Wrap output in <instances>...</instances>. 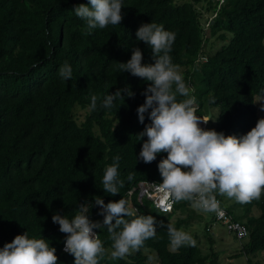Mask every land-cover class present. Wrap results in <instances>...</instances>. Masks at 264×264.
Returning <instances> with one entry per match:
<instances>
[{"label":"trees","instance_id":"obj_1","mask_svg":"<svg viewBox=\"0 0 264 264\" xmlns=\"http://www.w3.org/2000/svg\"><path fill=\"white\" fill-rule=\"evenodd\" d=\"M88 2L0 0V248L28 232L56 248L58 264H74V256L62 250L66 234L53 223L54 214L71 219L80 204L92 203L89 218L102 224L95 199L128 200L140 182H162L158 164L167 154L147 164L139 159L147 137L137 136L150 120L145 114L141 124L137 108L149 82L118 67L135 47L142 50L143 63L155 62L150 47L136 39L141 24H163L176 33L170 55L194 90L196 114L211 111L208 130L245 135L260 119L255 98L264 99V0H123L120 25L86 34V21L73 8ZM206 13L214 18L205 20ZM212 39L222 45L208 53ZM65 62L73 68L71 80L59 76ZM126 87L134 97L122 93L124 100L102 107L106 95ZM92 95L98 98L95 110ZM79 110L85 112L81 120ZM117 155L124 187L111 195L103 190L102 177ZM130 200L137 214L156 218V237L125 259L113 260L112 241L102 225L94 229L106 249L99 264H147L150 256L159 264H217L216 255H203L197 243L171 250L168 225L187 226L173 217L188 212L191 202H175L173 212L163 214L150 200L138 201L137 192ZM234 206L241 210L237 216L233 206L224 208L249 231L241 253L247 264H261L253 259L264 254V192L259 200ZM254 208L260 211L256 217ZM196 219L202 224L201 215ZM205 235L211 244L210 234Z\"/></svg>","mask_w":264,"mask_h":264},{"label":"clouds","instance_id":"obj_2","mask_svg":"<svg viewBox=\"0 0 264 264\" xmlns=\"http://www.w3.org/2000/svg\"><path fill=\"white\" fill-rule=\"evenodd\" d=\"M123 0H89L73 8L77 17L86 21L87 33L120 25L123 20ZM137 41H143L152 51L154 63H143L139 47L132 50L126 63H118L121 72H129L149 82L142 95L145 101L137 108L141 124L147 114L150 123L137 136L147 137L143 142L139 159L144 163L160 160L158 170L162 182L158 185L165 201L175 203L189 201L198 210L215 213L222 217L224 211L217 195L248 204L261 199L264 192V118L258 119L255 127L245 135H225L216 130L200 127L203 121L196 113L199 109L194 90L186 83L180 66L174 64L170 53L176 33L165 30L163 24L143 23L136 32ZM73 68L65 62L59 68L63 80H71ZM135 93L129 88L117 89L104 97L102 107L111 109L114 101L124 100ZM97 96H91V110L97 106ZM264 111V103L261 104ZM212 117V116H211ZM120 157L106 167L102 177L103 190L111 195L124 187L119 172ZM134 173L127 175L132 181ZM103 222L89 218L93 204H80L74 217L54 214L53 223L66 234L63 252L74 256V264H99L106 249L100 235L94 231L107 227L111 244V258L125 259L144 246L145 241L157 234V220L152 215H139L128 200L121 198L107 204L95 199ZM222 207H224L222 205ZM171 250L196 246V240L184 230L168 225ZM56 248L45 238L29 237L28 232L16 235L10 243L0 248V264H58Z\"/></svg>","mask_w":264,"mask_h":264},{"label":"rangeland","instance_id":"obj_3","mask_svg":"<svg viewBox=\"0 0 264 264\" xmlns=\"http://www.w3.org/2000/svg\"><path fill=\"white\" fill-rule=\"evenodd\" d=\"M213 18L214 15L208 13H206V15L204 16V19H209V21ZM221 45L222 44L215 39L210 40L207 46L208 53H212L218 50ZM262 103H264L263 98H255V104L258 109L259 118H264V111L260 110ZM84 114V110H79V120L82 119ZM222 199V203L226 209L227 207L233 206L234 215L237 216L240 214V208L234 206V199L227 198L226 196H222ZM128 201L131 204L130 199H128ZM131 206L133 207L132 204ZM259 213L260 211L254 208L251 212V215L256 217L259 215ZM197 215H201L203 217L202 224L198 222V219H196ZM190 216H192V218H190ZM177 217L187 221V226L182 227L180 230H184L193 236L203 255H206L211 259H214L213 255H216L217 264H247L245 256H243V254L241 253L240 243H238L231 234H228L223 226L215 223L212 220L210 213L200 212L198 209L191 206L188 212H185L183 214L178 213V215L173 217V220ZM205 224L210 225L211 228L207 230V228H204ZM205 233L210 234L213 240L211 244L208 242L209 238L207 235H205ZM144 254L147 255L148 251L144 250ZM253 261H259L261 264H264V254L258 255L255 259H253ZM147 264L159 263L154 256H150V260L147 262Z\"/></svg>","mask_w":264,"mask_h":264},{"label":"built area","instance_id":"obj_4","mask_svg":"<svg viewBox=\"0 0 264 264\" xmlns=\"http://www.w3.org/2000/svg\"><path fill=\"white\" fill-rule=\"evenodd\" d=\"M202 119H208L206 116H199ZM209 122V120H208ZM208 122L204 123L203 121L200 123V127L204 128L205 130H208ZM159 184L153 183V182H140L137 186V189H132L129 192V197L134 193L137 192L138 201H141L142 199H148L150 200L153 205L163 214H171L173 212V206L174 203H169L165 201L164 194L160 191V188L158 187ZM217 199L220 201V199L217 197ZM131 201V200H130ZM221 202V201H220ZM132 204V202H131ZM221 208L224 211V215L222 217L217 216L215 213H210L212 220L223 226L228 234H231L238 243L242 244L245 242L249 237V231L247 227L241 223L240 221H237L234 219L232 215H230L224 207ZM135 209V208H134ZM136 210V209H135ZM201 212H204L201 210ZM208 213V212H205ZM211 227L208 226L207 230H209Z\"/></svg>","mask_w":264,"mask_h":264},{"label":"water","instance_id":"obj_5","mask_svg":"<svg viewBox=\"0 0 264 264\" xmlns=\"http://www.w3.org/2000/svg\"><path fill=\"white\" fill-rule=\"evenodd\" d=\"M211 23H212V22H211ZM211 116H212V114H211V111H210V110H208V113H207V116H206V117H207L208 119H210V118H211Z\"/></svg>","mask_w":264,"mask_h":264}]
</instances>
